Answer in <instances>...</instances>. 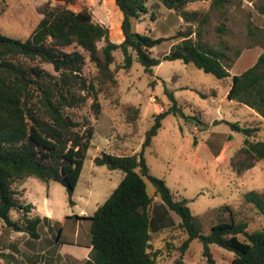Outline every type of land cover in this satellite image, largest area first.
<instances>
[{
    "label": "trees",
    "instance_id": "1",
    "mask_svg": "<svg viewBox=\"0 0 264 264\" xmlns=\"http://www.w3.org/2000/svg\"><path fill=\"white\" fill-rule=\"evenodd\" d=\"M53 1L38 7L42 19L28 40L0 33V233L7 225L15 232L39 237L42 219L30 216L34 207L26 204L20 190L29 178L61 184L66 188L69 204L75 205L74 192L95 132L92 127L82 132L80 123L73 120L68 110L83 109L92 99L96 112L101 111L99 96L105 87L117 84L119 67L113 68L116 52L122 53L120 69L125 71H130L137 59L145 72L153 76L154 69L163 60H181L219 80L232 78L227 100L239 108L247 107L252 114L256 112L258 116L253 122L264 125V52L253 67L232 76L230 69L242 51H235L232 57L227 43L212 45L204 40V27L214 14L223 13L227 0H212L206 11L188 9L197 0H160L186 24L169 38H152L135 31L136 21L149 12V0H115L123 15L120 42L111 39L108 27L94 21L87 7L76 11L70 8L76 4L75 0L56 5ZM254 4L257 12L264 15V0H255ZM217 32L225 34L226 30L218 26ZM248 33L257 41L248 49H264V28L251 21ZM169 40L177 41L171 51L163 59L154 58L152 49ZM102 42L104 46L100 48ZM44 63L53 67L54 74L42 67ZM87 63L95 69V74L85 75ZM165 93L174 106L155 116L140 154L102 152L94 160L97 166L122 171L124 177L92 216L80 217L91 223L93 251L102 254L105 264H158L162 251L154 248V235L177 227L187 235L180 248L182 256L193 241L200 240L207 264H217L212 245L233 253L234 264H264V225L251 231L250 220L242 214L244 211L223 205L217 209L219 221L209 233H204L188 200L177 199L165 180L151 175L145 149L152 145L166 116L182 114L173 92L166 89ZM139 118L138 112L131 123ZM230 126L245 136L243 146L232 161L236 174L242 176L256 163L264 161V138H256L258 127L241 126L239 122ZM222 153L220 149L216 157ZM146 180L155 187L159 203L149 193ZM241 205L253 208L264 220V192L244 193ZM14 212L21 214L18 220L12 219ZM173 213L178 218L177 225ZM177 264H183L182 257Z\"/></svg>",
    "mask_w": 264,
    "mask_h": 264
},
{
    "label": "rangeland",
    "instance_id": "2",
    "mask_svg": "<svg viewBox=\"0 0 264 264\" xmlns=\"http://www.w3.org/2000/svg\"><path fill=\"white\" fill-rule=\"evenodd\" d=\"M47 1L49 0H0V33L14 39L28 40L42 19L38 7ZM65 1L55 0L53 4H64ZM75 1L76 4L70 5V8L78 11L87 7L96 23L110 29L113 41H122L123 35L119 27L123 15L114 2ZM254 1L227 0L223 13L214 14L204 27L205 41L212 45L221 41L227 43L228 53L232 57L235 51H242L230 69L232 76L241 75L253 67L264 52L262 47L248 49L250 45L257 43L256 39L249 36V23L252 21L254 25L264 28V15L257 12ZM157 2L159 0H152L148 15H143L137 21L140 23L137 32L152 38L173 37L177 31L185 28L186 24L184 22L180 27L178 20H175L178 16L174 13L172 18L168 17V9L163 5L160 6L163 9L161 13ZM211 2L212 0H197L191 3L188 9L206 11ZM158 18V25L154 26V21ZM218 26L225 28V34L217 32ZM176 42L165 41L152 49V56L163 59ZM99 46L101 48L104 43H100ZM115 55L117 60L113 68L119 67L116 75L117 84L108 85L99 96L101 111L96 112L92 99L88 100L83 109L68 110L73 120L80 123L82 132L86 127H92L95 136L74 192L75 205L69 204L64 186L58 183L51 184L53 209L61 221L68 216L62 234L60 225L57 230L51 232L45 226L39 227L38 238H33L26 232H23L24 234L15 232L4 225L1 230L0 246L10 243L13 253L0 251V264L9 263L8 255L16 258L12 264L29 260L27 255L17 251L19 243L25 251L36 253L38 260H43L42 258L48 260L50 256L57 255L59 249L65 247V243L79 242L82 246L90 244L91 223L80 216L93 215L124 177L122 171L97 166L94 160L102 152L140 154L143 151L146 132L153 126L155 116L174 106V102L165 93L166 89L173 92L176 105L182 114L166 116L152 145L145 149L144 157L151 175L165 180L177 199L188 200L193 215L201 221L204 233H209L210 228L219 221L217 209L223 205L244 211L242 214L250 220L251 231L263 227V218L253 208L242 206L241 200L246 192H264V161L256 163L252 170L242 176L236 174L232 161L243 146L245 136L233 131L230 123L239 122L241 126L258 127L260 131L257 132L256 138L260 139L264 138V125L260 126L253 122L257 115L251 114L247 107L239 108L227 100L232 78L226 81L219 80L214 75L181 60H163L161 65L154 69L153 76L145 72L137 59L131 70L125 71L120 69L123 64L122 53L116 52ZM42 67L54 74L51 65L44 63ZM84 73L87 76L93 75L95 69L87 63ZM138 112L139 120L131 123V118ZM220 149L223 153L217 158L216 154ZM224 160L225 163L222 162ZM146 183L149 193L155 202L159 203V197L155 196V187L148 180ZM23 185L31 189L32 196L39 200L47 194V184L36 178L27 179ZM226 216L227 214L224 215ZM173 217L177 225L179 221L174 213ZM80 222L81 226L78 225ZM186 239L187 235L177 227L155 234L153 246L162 251L157 263L177 264L182 257L183 264H207L200 240L193 241L189 250L181 255L180 248ZM211 250L217 264H234L233 253L217 245H212ZM98 254L102 255L99 252Z\"/></svg>",
    "mask_w": 264,
    "mask_h": 264
},
{
    "label": "crops",
    "instance_id": "3",
    "mask_svg": "<svg viewBox=\"0 0 264 264\" xmlns=\"http://www.w3.org/2000/svg\"><path fill=\"white\" fill-rule=\"evenodd\" d=\"M110 1L115 3V0H110ZM151 1L152 0H150L148 3V8H150V2ZM159 2H157V6H159V8H160L159 11L161 13H163V9H161L162 7H160V6H162L161 1L159 0ZM167 14H168V17L172 18L174 13L172 11L168 10ZM144 15H148V14H144ZM142 16H141V18H142ZM175 20L176 21L178 20L180 27L184 24V21L179 17H177V19H175ZM158 22H159V18L154 21V26L155 25L157 26ZM139 26H140V23L136 21V24H135L136 31H139ZM122 40H123V38H122ZM230 88H231V86H230ZM230 103L232 104V102H230ZM237 109H239V108H237ZM254 113H255V115L258 116V114L256 112H254ZM51 184L52 183L47 184V194H46V196L43 197L42 200H39L36 196H32L31 189L25 188L24 185L20 186V190L23 191L26 204H31L34 207L32 209L30 216L31 217L39 216L42 219V223L40 224L39 227L45 226V228L49 229L51 232V231L57 230L58 225H60V228H61L60 234H62V231L64 230V228L67 224L68 216L64 217L63 220L61 221L59 219V216L57 215L56 211L53 209V200H52V196H51V189H52ZM20 215H21L20 213L14 212L12 214V219L18 220L20 218ZM83 217H85V216H83ZM87 217H89V216H87ZM78 225L81 226V222ZM1 233H0V236H1ZM78 233L80 234V232H78ZM22 247L23 246H21V244L19 243V246H17V251L20 254L27 255L29 260L27 262L18 263V264H26V263L27 264H84L87 261H91V264H105L103 257L101 255H99L96 251H93V248L90 244H86V245L82 246V244H80L79 242H74L72 244L71 243H65V247L62 246L59 249V252L57 253V255L50 256L48 260H44V258H42L43 260H38L37 259L38 255L36 253H34L33 251H25ZM0 251L2 253H13V248L10 245V243H8V244H4L2 247L0 246ZM7 260L9 261V263H7V264H12L11 262H15L16 258L7 259Z\"/></svg>",
    "mask_w": 264,
    "mask_h": 264
},
{
    "label": "water",
    "instance_id": "4",
    "mask_svg": "<svg viewBox=\"0 0 264 264\" xmlns=\"http://www.w3.org/2000/svg\"><path fill=\"white\" fill-rule=\"evenodd\" d=\"M215 124H217V123H215ZM14 257L12 256V255H8L7 256V259H13Z\"/></svg>",
    "mask_w": 264,
    "mask_h": 264
}]
</instances>
